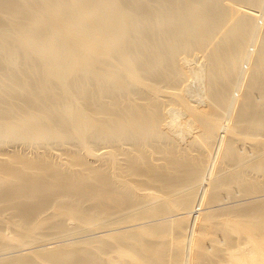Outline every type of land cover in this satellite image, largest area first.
I'll return each instance as SVG.
<instances>
[{"label": "bare ground", "instance_id": "1", "mask_svg": "<svg viewBox=\"0 0 264 264\" xmlns=\"http://www.w3.org/2000/svg\"><path fill=\"white\" fill-rule=\"evenodd\" d=\"M0 264H264V0H0Z\"/></svg>", "mask_w": 264, "mask_h": 264}, {"label": "rangeland", "instance_id": "2", "mask_svg": "<svg viewBox=\"0 0 264 264\" xmlns=\"http://www.w3.org/2000/svg\"><path fill=\"white\" fill-rule=\"evenodd\" d=\"M84 232H85V231H84ZM80 233H81V232H80ZM88 233H89V232H88ZM88 233H87V234H88ZM82 234H83V233H82ZM84 234H85V235H84ZM84 234H83V237H82L81 235H79V233H76V234H73V235H74V236H75V235H79V236H81V237H78V238H80V239L85 238V237H87V236L90 235V234L86 235V233H84ZM68 235H69V234H66V235H63V236L66 238V236L68 237ZM73 235H71V238H70L72 241H73V239L75 240V239L77 238V237H74ZM72 236H73V237H72ZM61 237H62V236H61ZM64 237H62V238H64ZM69 237H70V235H69ZM69 237H68L67 240L64 238L63 240H59V241L62 242V244H64L63 242H67L68 240H70ZM78 238H77V239H78ZM57 239H59V237H58ZM57 239L55 238V240H57ZM77 239H76V240H77ZM53 240H54V239H53ZM71 240H70V242H71ZM50 241H52V240H50ZM59 241H55V242H59ZM60 242H59V243H60ZM68 242H69V241H68ZM68 242H67V243H68ZM37 244H38V243H37ZM37 244H34V245L37 246ZM39 244H40V243H39ZM53 244H54V245H58V243H56V244L53 243ZM60 244H61V243H60ZM49 245H50V244H49ZM51 245H52V244H51ZM32 246H33V244H32ZM32 246H29V247H32ZM35 246H33V247H35ZM15 253H16V252H15Z\"/></svg>", "mask_w": 264, "mask_h": 264}]
</instances>
